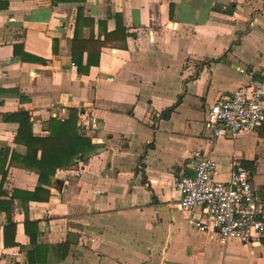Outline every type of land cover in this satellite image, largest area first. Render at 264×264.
<instances>
[{"label": "crops", "instance_id": "0c3cea01", "mask_svg": "<svg viewBox=\"0 0 264 264\" xmlns=\"http://www.w3.org/2000/svg\"><path fill=\"white\" fill-rule=\"evenodd\" d=\"M79 10L84 38L124 31L86 74L71 66ZM263 78L264 0H0V264H264V239L196 232L175 186L196 152L224 183L239 160L264 210L263 136L217 137L204 116ZM73 108L91 143L32 199L37 170L12 160L28 152L20 113L47 137Z\"/></svg>", "mask_w": 264, "mask_h": 264}, {"label": "built area", "instance_id": "2783aa9c", "mask_svg": "<svg viewBox=\"0 0 264 264\" xmlns=\"http://www.w3.org/2000/svg\"><path fill=\"white\" fill-rule=\"evenodd\" d=\"M71 66L78 67L74 61ZM204 116L217 137L257 132L264 138V78L231 90ZM90 125L97 127L95 122ZM195 157L193 173L175 178L179 206L189 224L198 233L218 234L223 242L238 239L250 246L260 244L264 239V210L258 203L252 171L237 160L231 180L224 183L215 179L216 162L209 154L196 152Z\"/></svg>", "mask_w": 264, "mask_h": 264}, {"label": "trees", "instance_id": "16d2710c", "mask_svg": "<svg viewBox=\"0 0 264 264\" xmlns=\"http://www.w3.org/2000/svg\"><path fill=\"white\" fill-rule=\"evenodd\" d=\"M61 1L63 0H55V2ZM82 21H84V18L82 11L79 10L73 38L72 58L77 64L79 71L86 74L92 66L99 64L102 48L112 46L114 44L113 41L118 39V36L124 31L119 26L114 32L106 34L104 39H101L100 35L95 38L93 34L89 38H84L83 29L86 23ZM91 25L93 26V23ZM84 53L88 54L86 63L83 60ZM32 126L33 121L30 113L27 111L21 112L19 132L28 137V152L25 155L13 153L12 160L37 170L39 186L33 193H30V197L36 200L43 198L47 200L49 191L45 190L46 195L43 197L40 194L44 189L42 185L51 183L58 168L69 165L79 155L83 157L91 140L84 134L79 133L78 111L74 108L70 110L68 119H52L50 121V135L47 137H35L32 132ZM39 151L40 156H38ZM18 191L16 190L17 193ZM26 226L28 233L31 235V244H35L38 235V222L28 220L26 221Z\"/></svg>", "mask_w": 264, "mask_h": 264}]
</instances>
